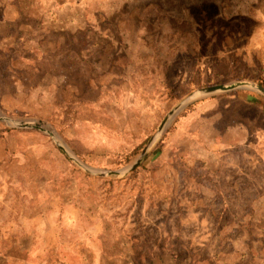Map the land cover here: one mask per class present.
<instances>
[{
    "label": "rangeland",
    "instance_id": "rangeland-1",
    "mask_svg": "<svg viewBox=\"0 0 264 264\" xmlns=\"http://www.w3.org/2000/svg\"><path fill=\"white\" fill-rule=\"evenodd\" d=\"M238 82L264 87V0H0V264H264L258 92L101 176Z\"/></svg>",
    "mask_w": 264,
    "mask_h": 264
},
{
    "label": "water",
    "instance_id": "water-1",
    "mask_svg": "<svg viewBox=\"0 0 264 264\" xmlns=\"http://www.w3.org/2000/svg\"><path fill=\"white\" fill-rule=\"evenodd\" d=\"M238 90H245V91H251V92H258L262 96H264V87L261 85L252 84L249 82H238L235 84L230 85H220L215 87H210L202 90H198L196 93H194L192 96H190L188 99H186L179 107L174 109L164 120V122L161 124L157 134L154 136V138L149 142L148 146L145 148V150L142 152V154L139 156V158L129 167L115 172H104L101 174L103 177H109L113 179H127L132 174L137 172L139 168L146 162V160L149 157L151 148L153 145L157 142L158 139L166 132L169 124L171 121L178 116L180 112H182L189 104L192 103L196 98H205V97H212V96H218L223 94H229ZM21 128H34L36 130L44 131L42 124H25L23 126H19ZM48 134L54 138V134L52 132H48ZM59 145V144H58ZM61 150L66 151L64 147L59 145ZM77 164L82 165L78 160L71 157ZM95 174V173H94Z\"/></svg>",
    "mask_w": 264,
    "mask_h": 264
},
{
    "label": "trees",
    "instance_id": "trees-1",
    "mask_svg": "<svg viewBox=\"0 0 264 264\" xmlns=\"http://www.w3.org/2000/svg\"><path fill=\"white\" fill-rule=\"evenodd\" d=\"M148 258H149V257H148ZM135 260H136V259H135ZM137 260H139V263H140V264H144V263H143V259H140V258L138 257ZM139 263H138V264H139ZM190 264H192V262H191Z\"/></svg>",
    "mask_w": 264,
    "mask_h": 264
},
{
    "label": "bare ground",
    "instance_id": "bare-ground-1",
    "mask_svg": "<svg viewBox=\"0 0 264 264\" xmlns=\"http://www.w3.org/2000/svg\"><path fill=\"white\" fill-rule=\"evenodd\" d=\"M53 134H54V136L56 137V139H57V135L54 133V132H52ZM71 157H73V158H75L74 156H71ZM76 159V158H75ZM77 160V159H76Z\"/></svg>",
    "mask_w": 264,
    "mask_h": 264
},
{
    "label": "crops",
    "instance_id": "crops-1",
    "mask_svg": "<svg viewBox=\"0 0 264 264\" xmlns=\"http://www.w3.org/2000/svg\"><path fill=\"white\" fill-rule=\"evenodd\" d=\"M182 126L186 129L188 125H187V124H183ZM182 126H181V127H182ZM181 129H182V128H181Z\"/></svg>",
    "mask_w": 264,
    "mask_h": 264
}]
</instances>
